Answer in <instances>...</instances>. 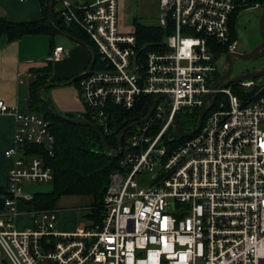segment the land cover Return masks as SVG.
Segmentation results:
<instances>
[{"label":"built area","instance_id":"built-area-1","mask_svg":"<svg viewBox=\"0 0 264 264\" xmlns=\"http://www.w3.org/2000/svg\"><path fill=\"white\" fill-rule=\"evenodd\" d=\"M54 1L59 18L83 31L95 53L78 85L83 120L106 132L113 108L131 110L141 97L152 104L115 150L119 160L99 220L61 232L59 210L32 207V226L15 227L17 204L35 194L25 186L51 188L53 181L51 168L28 148L45 146L52 155L54 137L41 116L0 101V114L12 116L15 125L4 152L12 164L0 212V264H264V76L213 88L225 73L222 66L219 74L218 60L238 53L234 12L264 5L158 0L155 26L169 34L158 50L140 54L134 30L119 29L117 0ZM62 57L58 46L47 62ZM212 94L198 130L179 136L175 119L184 132L193 131L197 122L186 130L179 116L197 114L198 120ZM210 104L211 97L205 107Z\"/></svg>","mask_w":264,"mask_h":264},{"label":"trees","instance_id":"trees-1","mask_svg":"<svg viewBox=\"0 0 264 264\" xmlns=\"http://www.w3.org/2000/svg\"><path fill=\"white\" fill-rule=\"evenodd\" d=\"M50 0H39L42 18L29 22H10L0 16V37L4 36L8 41H15L26 35H47L55 37L58 31L71 35L72 37L86 42L92 46L88 36L73 24H65L58 13L53 11V19H58L59 24L55 26L48 20V5ZM250 7L253 3L259 2L264 5V0H248ZM57 2L54 1L53 8ZM243 10L234 12L231 18L232 37L238 35L237 22ZM264 12V10H263ZM262 12V13H263ZM136 49L138 53L156 51L162 46L163 41L169 34V28L164 29L156 26H145L135 17L132 20ZM97 63H95V68ZM52 72V63L47 62L46 66L34 70V78L29 86L27 98L28 112L36 113L50 124L54 137L52 155L48 154L45 146H30V152L40 155L45 164L53 172L51 190L48 192L35 193L31 201L27 202L34 211L58 210L57 203L64 197H89L90 205L80 210V218H83L91 226L97 222L102 214L103 196L108 185V178L117 167L119 157L114 154H107L102 146L101 137L98 132L88 126H77L65 120L53 116L37 96L38 89L49 84L48 79ZM81 79V78H80ZM78 79L73 84L78 88ZM69 79L62 80L66 82ZM42 97L49 100L48 97ZM238 92L237 89H233ZM152 104L151 97H141L138 103L131 110L113 108V115H109L107 131L101 132L111 150L118 147V136L128 125L144 118ZM68 118L86 119L83 115H66ZM194 124L197 122V114L194 115ZM127 134L124 133V136ZM1 194V193H0ZM6 194L4 195V197Z\"/></svg>","mask_w":264,"mask_h":264},{"label":"crops","instance_id":"crops-1","mask_svg":"<svg viewBox=\"0 0 264 264\" xmlns=\"http://www.w3.org/2000/svg\"><path fill=\"white\" fill-rule=\"evenodd\" d=\"M68 1L79 5L90 3L92 0ZM117 3L119 14L118 26L121 32L129 33L134 30L132 20L135 17L145 26H155L159 11L158 0H150V4L155 9L152 16L154 18L151 21L148 20L150 13L140 12V15H137L133 10L131 13L129 11L124 12V2L119 5V0H117ZM59 8L60 4L56 3L53 11L57 13ZM0 16L10 22L16 23L40 20L42 18L40 2L39 0H0ZM58 46L63 47V57L58 62L52 63V72L48 79L49 84L64 83L61 81L65 79L70 80L75 76L83 74L91 61L90 51L60 34L55 37L26 35L15 41H8L4 36L0 37V101L7 107L16 108L19 112H28L27 98L29 86L35 77L33 72L38 68L46 66L49 55ZM18 74H20L22 83H19ZM61 87L50 89L56 90ZM67 89L68 97L60 99L58 108L70 113V115L78 116L80 115V110L77 108L81 102L78 92L76 95L73 90ZM53 90L51 96L54 92ZM51 98L53 99V97ZM14 126L12 116L0 114V197L2 198L6 194L7 175L12 164L10 160L4 157V152L11 145ZM25 188L27 191L33 193L50 191V189L45 190L31 185H26ZM76 198H79L78 201L83 204V208H87L91 203V200L86 197ZM68 206L78 205H74V202H72V205ZM65 208L70 209L59 211L57 228L61 232H74L76 227L70 226L65 220L68 216L78 218L81 209L67 206ZM17 209L19 214L16 218L15 227L23 228L29 225L27 228H30L32 226L31 206L25 203H18Z\"/></svg>","mask_w":264,"mask_h":264},{"label":"water","instance_id":"water-1","mask_svg":"<svg viewBox=\"0 0 264 264\" xmlns=\"http://www.w3.org/2000/svg\"><path fill=\"white\" fill-rule=\"evenodd\" d=\"M53 3L54 0H50L49 1V5H48V20L50 23H52L54 26L55 24H59L60 21L58 19H53ZM258 22H257V28H258V33L260 36V40L261 43L258 44L257 46H255L254 48H252L249 52L244 53V54H240V53H231L228 54L224 60V64H223V70L225 71V73L218 79V81H216L213 85V88L216 86L219 87H228L229 85L233 84V83H237V82H242V81H247V80H253L259 77H263L264 76V66L257 70L256 72H252V73H248V74H242V75H238L232 79H227L226 78L231 74L232 72V59L238 60V61H248L250 63L257 61L260 58L264 57V13H262L261 15L257 16ZM58 33L80 45H82L83 47L87 48L90 53H91V61L87 67V69L85 70V72L83 74H80L78 76H75L73 78H71L70 80L64 82V83H50L47 85H44L42 87H40L38 89L37 92V96L38 98L44 103L46 104L48 110L50 111V113L55 116L58 119H62L67 121L70 124L73 125H77V126H88L91 127L92 129H94L96 132L99 133L100 137H101V141H102V146L104 151L107 154H115L116 156H119L120 151L117 150H111L110 147L108 146V144L105 141L104 135L103 133L100 131V129L92 122L87 121V120H82V119H78V118H68L64 115H62L55 107L54 105L50 102V100L44 99L42 97V92L46 89H50V88H54V87H61V86H67V85H71L74 82H76L78 79L82 78L84 75H86L92 68L94 62H95V53L93 48L88 45L86 42L80 41L74 37H72L71 35H68L66 33H63L61 31H58ZM211 97V104L209 107H205L206 102L210 99ZM216 95L212 94V95H208L207 98L205 99V104L203 106V108L201 109L199 116H198V120H197V124L194 128L193 131L186 133L184 132L178 125L177 120L175 119L174 121V126H175V130L176 133L181 136V137H190L192 136L199 128L203 117L205 115V113L210 109V107L212 106L214 100H215ZM151 112H149L148 116L142 120L145 121L148 119V117L150 116ZM141 121V122H142ZM134 125V124H133ZM130 127H132V124L128 125L127 127H125L119 134L118 136V147L120 148L121 146V141H122V136L123 134L130 129ZM5 209V200L4 198L0 197V212H3Z\"/></svg>","mask_w":264,"mask_h":264},{"label":"rangeland","instance_id":"rangeland-1","mask_svg":"<svg viewBox=\"0 0 264 264\" xmlns=\"http://www.w3.org/2000/svg\"><path fill=\"white\" fill-rule=\"evenodd\" d=\"M157 1V0H156ZM124 2V8L123 11L124 12H128L131 13V11L133 10V12H135L137 15H140V12H147L150 13L149 17L153 16L154 13V7L150 4V0H119V5L122 4ZM58 7V6H57ZM137 11V12H136ZM263 12V9H251V10H245L243 12L240 13L239 17H238V22H237V29H238V35L236 37V40L238 42V46H237V52L240 54H244L249 52L254 45H256L257 43L260 42V36L258 33V28H257V16L261 15ZM148 20L151 21L154 17L149 18ZM154 21V20H153ZM156 24V23H155ZM264 59L260 58L258 59V61L256 62L255 66H249L250 67H254V68H258L259 65L263 64ZM224 63V59H219L217 62V67H218V71L219 74H222V66ZM245 65L240 63V62H236L235 63V67H234V72L232 74V78L236 77V75H241V73H243V71H245ZM253 70V68L249 69V71ZM231 78V79H232ZM67 88H69V90H73L74 94L77 95V87L72 84L70 86H66V87H61L60 89H56L53 90V94L51 96V92L52 90L49 89L48 91L44 92V96L48 97L50 102L54 105V107L64 116L70 114L64 110L59 109V105L58 102H60V99H65L68 97V93H67ZM53 97V99L51 98ZM62 106V105H60ZM80 110V115H82L85 112V108L83 106V104L80 102V104L78 105V108ZM67 117V116H66ZM194 118L195 116H187V115H180L179 116V123L180 125L186 129L189 130L191 129V127L194 124ZM264 131V129H263ZM36 186V185H34ZM36 187H40L42 189L45 190H51L50 185H38ZM89 200H91V198L87 197ZM85 199V200H88ZM79 198L77 199L76 197H65L62 198L58 203H57V208L59 211L61 210H66V209H70V208H65V206L67 207H76L79 209H85L83 208V204L79 203ZM72 202H74V205H78V206H68V205H72ZM78 203V204H77ZM84 211V210H82ZM80 212L79 211V216H80ZM65 219V218H64ZM66 223H68L70 226L73 225L76 227V229H74V231H78V230H82L85 227H87L88 225H90L88 222H86V220H84L83 218H74V217H67L66 218ZM29 226V225H28ZM28 226H24L23 228H18L17 230H25L27 229Z\"/></svg>","mask_w":264,"mask_h":264},{"label":"flooded vegetation","instance_id":"flooded-vegetation-1","mask_svg":"<svg viewBox=\"0 0 264 264\" xmlns=\"http://www.w3.org/2000/svg\"><path fill=\"white\" fill-rule=\"evenodd\" d=\"M260 43H261V40H260L259 43H257L256 45H254L253 48H254L255 46H257L258 44H260ZM263 59H264V57H263ZM257 61H258V60H257ZM257 61L250 63V62H248V61H238V60L232 59V66H233V68H232V72H231V74L226 78V80L232 78V74H233V72H234V67H235V63H236V62H240V63H242V64L245 65V68H246V69H245V71H243V73H241V75H242V74H248V73L256 72L257 70L261 69V68L264 66V61H263V64L259 65L258 68H254V67H250V68H248L249 66H255V64H256ZM251 68H253V70L249 71V69H251ZM236 76H237V75H236Z\"/></svg>","mask_w":264,"mask_h":264}]
</instances>
